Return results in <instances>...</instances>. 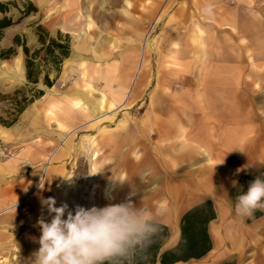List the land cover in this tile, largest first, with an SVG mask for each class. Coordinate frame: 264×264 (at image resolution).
Instances as JSON below:
<instances>
[{"label":"rangeland","instance_id":"374dc122","mask_svg":"<svg viewBox=\"0 0 264 264\" xmlns=\"http://www.w3.org/2000/svg\"><path fill=\"white\" fill-rule=\"evenodd\" d=\"M7 1L17 6L9 5L6 15L18 19L25 0ZM59 8L55 0L4 28L0 50L11 46L16 34L36 47L37 24L52 35L60 31ZM133 13H139L143 29L137 36L102 38L119 39L123 48L77 56L70 48L62 63L54 88L64 111L82 98L72 90L83 89L88 77L96 88L89 97L105 92V102L99 108L91 103L94 112L86 119L75 109L60 119V178L44 187L46 181L32 174L15 175L9 164L16 158H0V264H29L40 248L38 222L51 219L49 199L74 214L77 207L136 205L151 197L158 216L207 199L227 206L229 227L217 232L218 249L209 264H264V216L248 223L236 215L229 197L239 175L264 165V36L238 35L231 0L128 3L130 24ZM69 37L71 46L74 36ZM25 82L17 46L14 55L0 58L3 120L13 115L2 95ZM0 142L15 156L24 148L2 137Z\"/></svg>","mask_w":264,"mask_h":264},{"label":"crops","instance_id":"0c3cea01","mask_svg":"<svg viewBox=\"0 0 264 264\" xmlns=\"http://www.w3.org/2000/svg\"><path fill=\"white\" fill-rule=\"evenodd\" d=\"M32 1L39 8L46 7L55 0ZM56 1L60 5V25L58 29L74 36L71 44L72 51L76 52L74 56L82 53V51L96 53L100 48H123V45L119 44V39L112 41L102 38L137 36L139 31L143 30L139 28V18L137 17L139 13H136V15L133 13L136 18L132 20L131 24V19L125 13L127 12L128 3H133L139 7V4L144 3L145 0ZM201 1L205 4H219L223 0ZM62 6L65 8V17L61 15L63 13ZM231 8L233 11L232 20L240 31L238 35L249 37L264 36V0H231ZM78 36L83 39L79 41ZM97 57L100 56L97 55ZM85 75L87 74L83 72V76ZM82 87L83 89L81 90H72L73 95L79 94L82 97L81 99H74L72 104L75 111L79 110L84 113L83 120L87 116H92L94 112V107H91V103L97 105L98 108L104 106L105 92H101L97 99H91L89 94H92L96 88L89 77ZM47 90L48 92L34 100L20 113L14 124L10 126L0 125V137L6 142L24 146L19 156L17 155L16 159L11 160L9 164L15 175L32 174L42 180V182L43 180L46 181L43 182L44 187H48L52 180L60 178V119L64 117V113L67 114V111L74 110L73 108L70 110L65 107L64 111L54 85ZM112 105L113 103L110 104V106ZM145 192H151V190H145ZM2 193L0 191V196ZM159 198H162V196ZM152 199L153 197L145 200L146 202L139 201L135 206L153 209L151 208L152 206L150 207ZM202 201L205 200L190 203L180 210L174 206L169 207L162 216H157V222L165 225L169 233L160 252L177 244L180 238L181 216L189 208ZM2 203L4 201L0 200V209ZM213 205L216 218L208 224V232L212 243L211 250L200 258H190L186 261H177L174 264H209L211 253L218 249L219 235L217 232L220 228L229 227L225 217L228 207L222 204ZM232 206H234V203ZM217 221L219 223H216ZM150 264H160V262L157 260Z\"/></svg>","mask_w":264,"mask_h":264},{"label":"clouds","instance_id":"9594fccd","mask_svg":"<svg viewBox=\"0 0 264 264\" xmlns=\"http://www.w3.org/2000/svg\"><path fill=\"white\" fill-rule=\"evenodd\" d=\"M46 205L51 219L38 222L40 248L32 253L29 264H123L158 230L159 208L120 202L77 207L73 214L66 204L56 207L53 199ZM257 210L264 211V178L260 176L235 198V213L241 219Z\"/></svg>","mask_w":264,"mask_h":264},{"label":"trees","instance_id":"16d2710c","mask_svg":"<svg viewBox=\"0 0 264 264\" xmlns=\"http://www.w3.org/2000/svg\"><path fill=\"white\" fill-rule=\"evenodd\" d=\"M24 4L25 8L20 10L21 16L13 20L11 16L6 15V12L9 11V5L17 6L16 2L0 1V12L4 14L0 18V37L4 28L18 23L22 17L37 11V7L30 0H25ZM35 34L37 46L34 48L28 46L26 40L16 34L12 39V45L0 50V58L6 59L16 53L17 46L22 47L26 80L23 87L16 88L11 94L2 95L3 98L9 99L12 109L10 114L13 115L9 120L0 118V123L4 126L12 125L28 104L43 96L45 88L54 85L61 72L63 61L70 54L68 34L57 31L52 35L41 24L36 25ZM258 176L264 178V165L239 175L229 192L234 204L236 196L246 191L249 184ZM262 216L264 211L257 210L251 217L246 218V221L250 223ZM215 218L216 212L210 199L192 206L181 216L180 238L177 244L161 252L160 249L169 233L165 225L157 222L158 230L149 243L143 248H138L128 260L123 261V264H150L157 260L160 264H174L177 261L200 258L212 248L208 224Z\"/></svg>","mask_w":264,"mask_h":264},{"label":"built area","instance_id":"2783aa9c","mask_svg":"<svg viewBox=\"0 0 264 264\" xmlns=\"http://www.w3.org/2000/svg\"><path fill=\"white\" fill-rule=\"evenodd\" d=\"M14 157L15 151L10 146L0 142V158L3 157Z\"/></svg>","mask_w":264,"mask_h":264},{"label":"bare ground","instance_id":"6f19581e","mask_svg":"<svg viewBox=\"0 0 264 264\" xmlns=\"http://www.w3.org/2000/svg\"><path fill=\"white\" fill-rule=\"evenodd\" d=\"M6 138V137H5ZM91 140V139H90ZM91 142V141H90ZM93 144V143H92ZM98 155H99V153L97 152V151H93V153H92V158L93 159H97V157H98ZM17 156H14V158H16ZM147 200V199H146ZM144 201V200H143ZM1 241V240H0ZM3 242V241H2ZM6 242V241H5ZM7 243V242H6ZM2 247V246H1ZM0 247V248H1ZM16 248H18V247H16Z\"/></svg>","mask_w":264,"mask_h":264}]
</instances>
